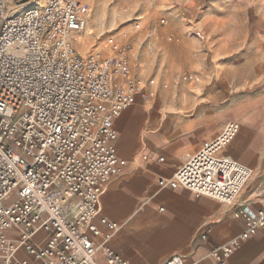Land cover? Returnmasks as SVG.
Listing matches in <instances>:
<instances>
[{"label":"built area","instance_id":"2783aa9c","mask_svg":"<svg viewBox=\"0 0 264 264\" xmlns=\"http://www.w3.org/2000/svg\"><path fill=\"white\" fill-rule=\"evenodd\" d=\"M15 9L0 0V264H20V250L40 264H100L99 252L106 264H127L111 245L119 224L96 219L119 170L115 122L140 85L129 48L110 37L107 53L78 50L91 17L85 0ZM239 131L228 121L166 181L234 206L244 220L240 236L211 251L216 264L264 229V206L240 200L252 169L224 154ZM163 264L187 263L173 255Z\"/></svg>","mask_w":264,"mask_h":264},{"label":"rangeland","instance_id":"374dc122","mask_svg":"<svg viewBox=\"0 0 264 264\" xmlns=\"http://www.w3.org/2000/svg\"><path fill=\"white\" fill-rule=\"evenodd\" d=\"M43 1L10 0V5L21 12ZM85 1L91 17L76 45L78 50L84 54L107 53L105 42L114 37L128 46L132 70L140 83L126 110L131 127L122 132L119 128L121 135L148 132L151 110L163 126L171 112L195 114L200 105L214 98L224 120L242 123L231 148L252 141L260 149L254 158L261 159V171L253 169L243 191L244 197L255 194L252 200H260L264 189V130L252 132L243 122L250 121L253 112L264 115V0ZM256 19H262L263 26L253 29L251 24ZM137 137L142 139V134ZM143 144L138 156L145 151ZM16 199L17 192L6 206ZM14 232L13 227L6 230L8 235Z\"/></svg>","mask_w":264,"mask_h":264},{"label":"crops","instance_id":"0c3cea01","mask_svg":"<svg viewBox=\"0 0 264 264\" xmlns=\"http://www.w3.org/2000/svg\"><path fill=\"white\" fill-rule=\"evenodd\" d=\"M262 26V19L252 22L253 29ZM212 99L209 104L200 105L195 114L171 112L165 116L163 126L158 114L151 110L148 132L121 135L128 123L131 127L130 112L125 111L116 120L117 131L121 128L117 140L119 170L106 186L96 223L100 225L99 219L106 217L119 224L111 245L127 264H163L173 255H182L187 264H216L211 251L243 233L245 223L234 217V206L208 196L196 197L187 188L166 184L185 159L218 135L226 122H239L224 120ZM258 118L262 121H256ZM249 119L243 122L248 130H264V115L253 112ZM233 142L224 154L260 173L261 159L254 158L260 152L256 143L247 142L244 147L233 149ZM143 143L145 151L138 156ZM261 191L260 200H252L255 194L244 197L243 193L240 200L259 209L264 206V189ZM36 239L45 242L46 233L39 231ZM95 240L101 243V238ZM97 257L100 264H106L102 253ZM15 258L20 264H40L23 250ZM225 264H264V229L244 241Z\"/></svg>","mask_w":264,"mask_h":264},{"label":"bare ground","instance_id":"6f19581e","mask_svg":"<svg viewBox=\"0 0 264 264\" xmlns=\"http://www.w3.org/2000/svg\"><path fill=\"white\" fill-rule=\"evenodd\" d=\"M252 25V24H251ZM235 122H237V121H235ZM237 123H239V122H237ZM240 124V123H239ZM129 128V123H128V126H127V128L126 129H128ZM240 130H241V124H240ZM142 131V130H141ZM240 132V131H239ZM239 134V133H238ZM238 136V135H237ZM237 136H236V138H237ZM235 138V139H236ZM239 140V139H238ZM253 171V170H252Z\"/></svg>","mask_w":264,"mask_h":264}]
</instances>
